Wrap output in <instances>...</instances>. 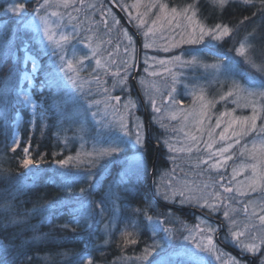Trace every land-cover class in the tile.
Masks as SVG:
<instances>
[{
    "label": "rangeland",
    "instance_id": "obj_1",
    "mask_svg": "<svg viewBox=\"0 0 264 264\" xmlns=\"http://www.w3.org/2000/svg\"><path fill=\"white\" fill-rule=\"evenodd\" d=\"M235 1L239 2V0ZM0 2L2 3L3 0ZM73 2L75 9L65 8L63 0H50L47 13L50 20L54 22V28L56 23L61 25L56 29L57 39L60 34L76 37L65 46L67 53L65 58L73 60L79 70L78 74L72 73L77 83L73 85L64 73L59 72V57L51 54L52 45H47L45 48L46 40L41 43L42 34L41 37L32 39L33 49L41 50V55L37 58V71L33 73L31 61L24 62L25 53L21 51L22 71L20 73L27 72L29 76L28 80L23 81V88L32 92L38 104L43 101L44 107L38 108V112L44 111V119L42 122L37 116L34 123H29L32 119L31 111L25 109L27 116L18 112L21 118L19 124H17V114L9 124L12 129L9 147L12 150L15 146L13 139L17 137L21 145V129L24 123L30 124V130L34 131L37 126L42 125L41 133L44 134L45 129L53 124L48 120L55 119L56 124L60 123L62 128L65 127L64 131L72 130L70 138L77 143L75 153L64 157L65 160L68 157L73 159L67 165L59 164L52 170L53 174L63 182L66 190L71 191L81 185L87 186L88 182L83 179L88 174L85 170L95 175L93 170L97 169L101 173L99 178H102L109 173L113 161L122 164L119 172L122 173L127 162L131 160L134 165L142 167L139 179L113 190L118 194L135 193L140 185L147 183V172L149 171V177L152 172V163L148 162L145 151L147 147L143 108L140 101L130 93L132 89L130 85L138 69L136 82L149 115L150 125L154 128L153 137H151L155 139V143L162 146L163 161H165L162 168L155 167L154 194L157 199L167 205L205 211L200 215L184 217L182 220H179L169 209L168 212H160L162 218L160 217V223L155 225V235H153V223L149 222V232H152L153 242L154 240L167 241L177 248L187 246L198 251L195 249V243L210 234L224 260H227L229 254L237 257L229 250L222 248L223 246L218 242V239H221L227 245L236 247L234 238L229 232L230 220H236L239 225L248 224L253 232L257 230L264 232V225H261L257 218L258 215H264L261 211V208H264V131H261L264 129V98L259 95L248 96L246 91H241L237 95L234 86L239 85L241 89L254 93L264 91V73L251 68L235 51L239 42L247 34L238 41L236 46H232L233 37L225 38L220 42L211 41L205 37L203 42L188 43L186 41L197 37L199 31L197 25L195 22L190 23L182 16H176L173 19L171 9L182 8L168 5L169 0H112L119 7L124 5L123 12L142 36L143 51L140 66H138L136 38L121 23L106 0H73ZM149 4L167 5L168 8L167 10L156 6L149 8ZM33 7V3L28 4L29 13L32 12ZM53 12L61 15L51 16ZM1 15L8 14L1 13ZM69 16L72 18L70 19ZM8 17L12 19L13 24L8 27L7 20L0 22V34L6 35L10 31L11 38L17 35L20 37L21 33L17 31L18 26L15 20L11 14ZM140 20L144 23L141 24ZM194 20L204 24L197 15ZM113 21H119V23L116 24ZM194 28L196 32H193ZM145 33L148 34L145 35ZM22 34L24 39L35 37L31 29H23ZM81 38L90 39L80 43ZM227 40H229V46H222ZM12 41L13 39L8 40L7 44H11ZM89 44L91 47L87 46ZM146 44L148 47H145ZM209 47H212L210 50H217L223 54L216 56L215 52L207 49ZM73 49L77 56L87 57L83 64L77 62L76 57L73 56ZM92 49H96L97 55L93 56ZM198 49L204 51L205 58L209 56L212 60L210 62L205 60L196 52ZM224 49H227V52ZM4 53H1L3 58L0 60V66L6 59ZM177 57L179 59H176ZM17 58L18 56L15 55L14 63ZM193 58H195L194 63ZM97 59L100 60V65L96 64ZM213 65L223 66L216 68ZM235 66L238 68L237 71ZM37 78H40L39 81ZM15 80L17 82L15 89L18 90L21 87L20 75ZM53 80H56V84L49 88L48 83ZM12 87L14 88V85ZM4 89L5 85L0 93L2 106L5 105ZM229 90H232L234 95L221 99ZM57 92L61 97L65 94L71 97L65 106V111L72 113L79 110L83 126L76 121L62 120L56 109L51 107L52 101L49 96ZM117 96L120 98L119 101L114 99ZM254 110L258 119L256 130L252 131L243 124V119L251 117ZM222 113L227 115H221ZM218 120L220 127H216ZM230 122L228 139L221 140L219 134L228 127ZM242 129L246 130L245 135L240 137L231 135ZM137 134L140 143H136ZM193 136L197 137L195 142L192 140ZM237 139L239 143H236ZM114 143L120 145L123 149L122 153L115 158L109 156L98 158L101 150L111 147ZM209 144L212 145L211 148L208 147ZM228 144L234 146L226 153H219L218 149ZM30 154L32 159L37 161L35 166L25 169L31 174L44 165L40 155L34 156L32 152ZM22 156L24 159L23 152ZM229 156L231 159H226ZM203 160H208L209 163L204 164ZM234 169L236 170L235 178H233ZM228 181L231 183L229 184ZM100 182V179H97L95 189ZM225 187H231L233 191L226 192ZM166 195L168 199H165ZM181 200L185 203L181 204ZM197 200L200 204L207 202L214 205L215 210L197 206ZM246 204L247 211H245ZM103 207V213L100 214L98 208L96 215L97 224H101V232L105 233V241H107L100 245L107 247L109 241H114L113 236L118 235L119 231L116 227L123 213L124 215L130 213L127 209L130 205L120 204L119 207H124L125 210L122 211L118 207L112 216L106 201L103 202ZM75 210L77 218L91 220V217L81 214L79 205ZM225 212H228L229 218H225ZM211 217H219L222 220L224 233L218 236L220 226L212 222ZM138 218L137 214L131 223L136 225L134 228L138 227ZM79 220L77 219L76 223ZM208 225L216 231L213 233L199 231V229H206ZM252 225H255V228H252ZM165 229L170 230L171 240H169V232ZM125 231H127L126 227H122L120 234L122 235ZM159 231L162 233L161 237L158 236ZM190 235L194 239H185ZM209 260L211 264H220L212 257H209ZM250 264H253V261H250Z\"/></svg>",
    "mask_w": 264,
    "mask_h": 264
},
{
    "label": "trees",
    "instance_id": "obj_2",
    "mask_svg": "<svg viewBox=\"0 0 264 264\" xmlns=\"http://www.w3.org/2000/svg\"><path fill=\"white\" fill-rule=\"evenodd\" d=\"M193 2L194 0H169L168 5L183 8ZM258 8V0H255V5L247 6L235 1L221 13L213 8L211 0H196L197 16L202 23L211 26L222 22L234 29V44L232 46H236L238 41L244 35L252 32L254 28L260 36H264V13L259 12ZM254 13L256 14L253 15ZM8 15L2 16L0 13V22L7 20L6 25L10 27L13 23ZM245 17H248V19L245 20ZM240 21H244V23L241 24ZM121 23L125 26L122 21ZM136 31L142 40L141 34L137 29ZM10 39H13V41L11 44H7ZM228 42L229 40L222 46H229ZM20 47V37L18 35L11 38L10 31L6 35L0 34V60L3 58L1 53H7H4L6 59L0 66V93L3 90L4 81L9 77L10 69L15 65L19 73L22 71ZM207 49H212V47ZM226 50L224 49L225 52H227ZM196 52L202 55L205 60L209 62L212 60L209 56L204 57V51L198 49ZM13 53L18 56L16 63L13 62L15 56ZM230 62L232 63L233 59ZM245 68L247 67L245 66ZM235 69L238 70L236 66ZM39 79L37 78L38 81ZM15 84L14 89L17 86ZM130 86L132 88L130 93L139 101L135 90H133L132 82ZM22 108L23 105L17 102L14 92L9 97L7 105L2 106L0 104V240L5 243L11 242L15 246L5 257L6 264H81L80 258L87 255L92 256L93 264H150L151 261L157 259L158 257L155 254L149 257L148 261L139 259L144 255V249L153 244L152 232H149V221L145 219L143 211L146 210L147 214L153 217V220L157 217L161 220L160 212H168V209L179 220L189 217V213L170 209L156 202L150 190L148 171L146 174L147 183L140 185L135 193H119L120 199L117 208L122 203H128L130 205V208H127L130 212L129 216L123 213L116 227V230L119 231L118 235L114 237L113 234L115 239L109 241L107 247L101 246L100 244L103 245L106 238L105 233L101 232V224H97L96 213L98 208L96 205L98 202L106 201L107 206H110V216L116 211V209H113L112 200L108 198V189L111 180L121 171L122 164L113 161L108 171L110 174L108 173L109 175L107 174L102 178H99L101 175L99 170H93L95 177L101 181L98 188L91 193L94 213L91 220L77 218L75 208L79 205L77 201L80 189L87 186L81 185L68 191L64 188L60 178H57L52 172L59 165L57 161L65 160L66 155H72L76 151V140L70 138L72 137V130L64 131L65 127L62 128L60 123L56 124L57 121L52 118L48 121H52L53 124L45 129L44 134L41 133L43 130L42 125L37 126L34 131L30 130V124L24 123L21 129L22 143L16 151H12L9 147L12 135L9 124L18 112H22L23 116H27L26 111L21 110ZM54 126L56 127L54 128ZM150 133L153 137L154 128L152 125ZM29 143L31 145L29 151L34 156H42L44 165L38 168L39 172L37 170L31 174L26 172L21 163L23 160L22 149ZM146 147L148 162L153 164L156 148L147 142ZM159 147L156 167L158 169L165 164L163 149L160 144ZM85 171L89 173L88 170ZM18 187L21 189L19 192L16 191ZM5 207H10V211L5 212ZM119 208L122 211L125 210L124 207ZM136 208L141 209L142 212L138 214V222L136 221L138 227L134 228L131 223L137 215ZM203 212L205 213V211ZM193 215L195 213H192L191 217ZM12 217H15L19 222L18 225L5 224L6 219ZM77 219H80L78 223H76ZM64 225H67V227H62ZM31 226L36 227L38 230L37 235L47 234V239L32 243L30 239L33 235ZM122 227H126L128 232L134 230L131 238L136 239L137 243L125 245L124 238L120 234ZM224 231L225 229L223 233ZM158 236H162L161 231L158 232ZM229 248L232 254L239 257L237 255L239 249L234 246ZM226 250L228 249L226 248ZM246 261L250 264L251 260ZM256 264H258V260H256Z\"/></svg>",
    "mask_w": 264,
    "mask_h": 264
},
{
    "label": "snow or ice",
    "instance_id": "obj_3",
    "mask_svg": "<svg viewBox=\"0 0 264 264\" xmlns=\"http://www.w3.org/2000/svg\"><path fill=\"white\" fill-rule=\"evenodd\" d=\"M212 6L214 9L218 10L219 12H223L230 4L235 2V0H211ZM33 3L34 7L31 13L28 12V4ZM239 3L243 5H255V0H239ZM259 8L258 11L261 13H264V0H258ZM50 6V0H3V3H0V13L2 14H11V17L15 20L18 28V33H21L20 36V50L24 51V62L27 63L28 61H31L32 65V71L35 73L37 71L38 65H37V58L41 55V50L39 48L33 49L31 45V40L34 38L41 37L42 39L41 43L44 42V40L47 41V44L45 45V48L47 45H52V55L58 56L60 65H59V72L64 73V76L67 77L68 80L72 82L73 85H76L77 81L74 75L72 73L78 74V68L76 67V64L71 59H66V49L65 46L71 41L75 40V36H69L66 34H60L59 38L57 39V31L59 27H61L60 24L56 23L55 28L53 27L54 22L50 20L49 14L47 13V8ZM63 6L65 8L72 7L75 9V4L73 0H63ZM156 6V7H162L164 10H167V5H152L149 4V8ZM121 9L123 10L124 5H120ZM172 18L175 19L176 16H182L186 20H188L190 23L195 22L198 28V34L197 37L194 39H189L188 43H199L203 42L205 37H208L211 41L220 42L223 41L225 38H232L234 29L230 27L228 24L225 23H216L211 26H207L204 24L199 23V21H195L194 18L197 15L196 12V0L192 4H188L184 6L182 9L178 10L176 8L171 9ZM254 13L253 15H255ZM51 16H60L61 14L58 12H53L50 14ZM129 16L131 14L129 13ZM71 19L72 17L69 16ZM245 20L248 19V17L244 18ZM113 23L118 24L119 21H113ZM140 23L143 24L144 21L140 20ZM241 24L244 23V21H240ZM178 26V25H177ZM23 29H31L33 33H35V37H29L28 39L23 38L22 30ZM151 31V29H149ZM193 32H196V28L193 29ZM148 33H145L147 35ZM86 39L90 38H81L80 43H84ZM88 47H91V45H87ZM145 47H148L146 44ZM167 50V49H165ZM237 55L244 58L245 63H247L251 68L255 69L257 72L264 73V36H260L256 29L254 28L252 32H249L240 42L238 47L235 49ZM93 56L97 55L96 49H92ZM15 55V53H13ZM73 56L76 57L77 62L80 64H83L84 60L87 59L86 56L79 57L77 56V53L75 49H73ZM176 59H179L178 57ZM193 63L195 62V58H193ZM163 63V61H161ZM96 64L100 65V60H96ZM223 65H213V67L219 68ZM20 75V83L21 87L16 90L12 87V85L15 84L16 76ZM29 76L27 72L19 73L18 68L14 65L12 69H10V75L9 77L4 81L5 89H4V101L5 105H7L9 97L13 94L17 98V102L23 105V108L21 110L28 109L31 111L32 119L29 121V123H34L37 116L40 117L41 121L43 122L44 119V111H39L38 108L43 109V101L41 103H37V101L34 99L33 94L31 91L26 90L23 88V81L28 80ZM30 82V81H29ZM56 80H53L48 83V87L51 88L52 86H55ZM236 89V94L238 95L241 91H246L248 96L253 95H259L261 98H264V91L260 93H254L249 90H243L240 88L239 85H234ZM107 91V89L105 90ZM174 91V89H173ZM234 92L232 90H229L225 96H222L221 99H226L227 97L233 96ZM171 98V97H170ZM49 99H51L52 104L51 107H54L56 109L57 114L61 117L62 120H68V121H76L81 123L83 126V119L82 115L79 112V110L74 111L72 113H68L65 111V106L69 103V100L71 97H69L67 94L64 96H59L57 93H51L49 96ZM115 100L119 101V97H114ZM203 99V97H201ZM74 102V101H73ZM131 103V102H130ZM177 103H180L177 101ZM95 115V114H93ZM221 115H227V113H222ZM20 116L19 113H17V124L20 122ZM258 119L257 115L254 114L251 117H245L243 119V124L247 125V128L255 131L256 130V120ZM251 121V123H249ZM216 127H220L219 120L216 123ZM231 128V122L229 123L228 127L224 129L223 132H221L220 139L226 140L228 139V133L229 129ZM261 131H264V129H261ZM246 134V130H241L239 132H233L231 135L240 137ZM192 140L195 142L197 140L196 136L192 137ZM136 143H140L139 135L137 134L136 137ZM236 143H239V139L236 140ZM13 144L15 145L12 148V151H16V148L20 147L19 139L14 138ZM211 144L208 145L209 148H211ZM234 145L228 144L226 147H222L218 149L219 153L223 154L228 152ZM31 145L30 143L27 144L25 147H23L22 152L24 153V159L21 161L22 166L25 169H30L31 167L35 166L37 164V161L33 160L31 157V154L29 152ZM191 151V149H189ZM123 152V149L120 147L119 144L114 143L111 147L101 150L98 153V158H102L104 156L109 157H117L120 153ZM90 155V154H89ZM41 159L43 157L41 156ZM73 158L68 157L66 160H60L57 161L58 164L64 166L67 165L69 161H71ZM226 159H231V156L226 157ZM204 164H208V160L202 161ZM215 167V165H213ZM255 167V166H253ZM142 171V167L140 165H134L131 160H129L126 164V167L122 173H118L117 176L113 179L112 184L110 185L108 198L112 200L113 209L115 210L117 208V202L119 201L120 197L119 194L114 191V188L120 187L121 185H128L131 183H134L139 179V174ZM235 172L236 170H233V178H235ZM88 184L86 188H81L79 197H78V204L80 207V212L83 215H87L88 217H91L94 213V209L92 208L93 201L91 200V193L95 190L97 186V178L95 175L91 172H89L86 177H84ZM223 179V177H221ZM230 184L231 181H228ZM17 192L21 191V189L18 187L16 189ZM224 191L226 192H232L233 189L231 187H225ZM242 195L244 193H241ZM165 199H168L167 195L165 196ZM217 199H219V196H217ZM185 203L184 200H181V204ZM197 206L202 208H209L211 210H215L214 205H210L207 202L200 204L199 200H197ZM97 208L100 210V214L103 213L104 207H103V201L98 202L96 205ZM248 205H245V211H247ZM10 211V207H5V212ZM255 212V210H253ZM261 211L264 212V208H261ZM135 212L137 214H140L142 212L141 209H136ZM143 215L145 219H147L149 222L153 223V235H155V225L160 223L159 217L153 220V217L147 214V211H143ZM225 218H229L228 212L224 213ZM260 221L261 225H264V215H258L257 217ZM18 221L15 219V217H12L10 219H6L5 224H16L18 225ZM230 227L229 232L231 236L234 238V241L236 243V247L239 249V258L235 256L228 255L227 260H224L220 254V250L216 247L213 241L212 235H207L205 237L201 238L200 242L195 243V249L198 251H194L193 248L187 247V246H180V247H174L171 246L167 241L161 242L160 240H154L153 244L150 246H147L144 249V255L140 257L139 259L143 261H148L149 257L153 256L155 254L158 259H155L150 262V264H211V261L209 260V257L214 258L216 261H219L220 264H247V261L245 260V257H252L255 258L253 260V264H256V260H258L259 264H264V232H260L257 230L256 232H253L250 230V226L248 224L239 225L236 220L232 219L230 220ZM132 227H136V225H131ZM62 227H67V225H64ZM199 227V226H197ZM252 228H255V225L251 226ZM31 230L33 232V235L31 236V242L36 243L37 241H42L47 239V234L43 235H37V229L35 226H31ZM166 232H169V240L172 239V234L169 229H165ZM201 232L207 231L208 233H213L216 231L211 225H208L206 229H199ZM124 236V243L127 244H135L137 243V240L134 238H131L133 236L132 232L125 231L122 233ZM244 239H241V238ZM185 239H194L191 235L189 237H185ZM206 241V242H205ZM107 243V241H105ZM15 246L11 243H5L4 241L0 240V264H6L5 257L7 256L8 252L12 250ZM66 255V254H65ZM30 259V258H28ZM81 264H93V258L91 255H88L86 257H81Z\"/></svg>",
    "mask_w": 264,
    "mask_h": 264
},
{
    "label": "water",
    "instance_id": "obj_4",
    "mask_svg": "<svg viewBox=\"0 0 264 264\" xmlns=\"http://www.w3.org/2000/svg\"><path fill=\"white\" fill-rule=\"evenodd\" d=\"M108 1L110 3L111 7L113 8V10L116 12V14L119 16V18L122 20V22L127 26V28L132 32V34L135 36V38L137 40V49H138L137 63H138V66H140V61H141V56H142V40L140 38V35L133 28V26L131 25L130 21L128 20L126 15L123 13V11L115 3H112L111 0H108ZM137 75H138V69H136V71L134 73V76H133V79H132V83H133V86L135 88V91L137 93V96H138V98H139V100H140V102L142 104V108H143L145 131H146V142L148 144H151V145L155 146V148H156L155 157H154L153 164H152V172H151V175H150V178H149L150 179V190H151L152 196L155 198L157 203L162 204L164 207H167V208H170V209H175V210H181V211L187 210L186 208H183V207H177V206L164 204L161 200H159V199H157L155 197V194L153 192L154 170H155L156 162H157V159H158L159 145L157 143H155L151 139L150 120H149V116H148L147 110L145 108V104L143 102L142 95H141V93H140V91L138 89V85H137V82H136ZM210 219L215 220L213 218H210ZM215 221H217V220H215ZM217 222H219V221H217ZM220 224L222 225V223H220ZM221 232H222V228L219 231L218 236L221 234ZM245 259H251L253 261L255 258L245 257Z\"/></svg>",
    "mask_w": 264,
    "mask_h": 264
},
{
    "label": "bare ground",
    "instance_id": "obj_5",
    "mask_svg": "<svg viewBox=\"0 0 264 264\" xmlns=\"http://www.w3.org/2000/svg\"><path fill=\"white\" fill-rule=\"evenodd\" d=\"M132 25V24H131ZM133 26V25H132ZM133 28H134V26H133ZM135 29V28H134ZM136 30V29H135ZM130 31V30H129ZM131 32V31H130ZM137 32V31H136ZM138 33V32H137ZM131 34H132V32H131ZM133 35V34H132ZM134 36V35H133ZM214 54H216V53H214ZM183 211H186V213H189V215L191 216L192 215V213H195V214H199L200 215V212H192L191 210H183ZM218 221H221L220 219L218 220ZM214 222V221H213ZM217 223V222H216Z\"/></svg>",
    "mask_w": 264,
    "mask_h": 264
},
{
    "label": "flooded vegetation",
    "instance_id": "obj_6",
    "mask_svg": "<svg viewBox=\"0 0 264 264\" xmlns=\"http://www.w3.org/2000/svg\"><path fill=\"white\" fill-rule=\"evenodd\" d=\"M158 156H159V155H158ZM156 166H157V164H156ZM224 245H225V244H224ZM224 245H222L224 248H225V246H226V248H227V246L230 247L229 245H225V246H224ZM226 248H225V249H226Z\"/></svg>",
    "mask_w": 264,
    "mask_h": 264
}]
</instances>
